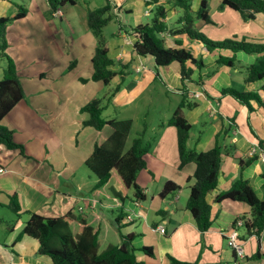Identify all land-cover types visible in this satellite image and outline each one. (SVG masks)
I'll list each match as a JSON object with an SVG mask.
<instances>
[{"label":"crops","instance_id":"1","mask_svg":"<svg viewBox=\"0 0 264 264\" xmlns=\"http://www.w3.org/2000/svg\"><path fill=\"white\" fill-rule=\"evenodd\" d=\"M9 1L0 0V16L12 17L17 12L14 3ZM26 1L25 14L21 17L10 18L5 27L8 41L6 51L13 57L18 71L22 64L27 63L29 71L31 73L39 71L41 77L45 70L53 73L55 68L61 69L65 65L58 62V57L61 55L60 45L64 40H62L60 28L56 27L52 20L55 14L53 13L54 10H48V1ZM191 2L192 9L196 10L200 0H191ZM113 4L114 11L122 9L129 19L131 18V21L127 19V22H121L133 25L142 23V14H147L145 12L146 6L149 7V12H153L155 4L164 5L166 9L164 21H167V18L177 11L172 0H156L155 2L153 0L150 2L145 0H113ZM19 5L20 3H17V6ZM211 9L214 10L209 12L207 2V11L211 20L208 24L201 25V28L205 29L206 32H204L210 37L221 39L235 36L252 41L264 40V9L257 12L254 18L249 19H243L238 10L222 5L221 0H216ZM46 10L49 11V15ZM56 10H60V8L58 7ZM85 21H87V17ZM117 21L118 28L116 31H111L109 37L105 36L109 56L115 60L110 67L117 71L111 81L115 79L117 82L120 78V81L123 82L126 79L123 85L115 91L116 103L124 105L127 102H133L136 98L143 100L141 94L158 77H162L170 89L173 88L181 97L183 81L180 63L173 61L179 64L171 62L160 66L156 71L153 57L137 54L132 47L133 35L120 27L119 18ZM176 26H180V23ZM71 28L80 29V26L73 25ZM86 32L91 35L88 26ZM166 32L163 36L166 45L177 46L176 42L179 40L182 46L188 45L187 48L191 49V41L188 42L187 40V38H191L186 33H173L167 29ZM195 41V45H198L202 54L206 55L203 58L204 62L213 61L218 50L207 51L201 42ZM65 44L72 50L75 60L73 64L76 65L66 73L62 80L66 84L69 81L70 84L75 81L76 77L87 78L88 75L92 74V64L86 74H81V62L90 61L96 45L94 46L92 41L89 46H86L85 42L72 37H66ZM191 51L196 52L192 49ZM223 52L232 53L228 49L223 50ZM237 54L247 62L254 59V55L244 54L242 51L237 52ZM129 60H131L130 63H127ZM123 63H127V66L122 68ZM186 64L192 67L191 77L199 78L200 68L189 61ZM240 67L244 66L240 64L235 67L215 65L202 72L201 83H197L193 79L185 81V86L188 89L187 95L198 103L188 109L187 116L184 114L191 122L187 145L198 150H205L214 144L215 134L222 131L220 137L224 149L221 153L218 182L216 187L206 196L211 204L213 220L210 227L205 231L197 228L190 210L185 205L189 184L194 179L195 163L189 161L179 167L176 127L167 122L169 116L164 113L160 121L150 123L149 132L146 133L148 136L143 131L144 139L148 142L149 147L144 154L145 166L138 171L136 182L139 184L144 198L135 199L131 197L125 201L122 231L135 234L132 242L136 247L152 246V255L139 250L136 252L137 257L144 260L146 264H169L168 253L181 260H197L200 264H264V257L250 258L253 252L263 248V234L260 233L259 236L255 233L247 234L245 228L241 226L243 232L237 233L243 246L242 256L235 254L230 243L227 244L225 240L227 238L226 230L232 226L233 220L242 215L245 217L250 215L249 205L242 200L224 198L217 201L214 199L215 195L220 190L227 188L238 175L239 158L245 159L252 154H257V156L250 163L244 165L242 175L249 180L259 197L264 196L261 177V171L264 168V145L259 143V138H264V114L256 105L250 113L251 124L256 131L255 135L247 124V107L230 94H222L220 91L223 87L233 86L221 81L224 78L229 81L232 76L231 69L239 71ZM76 69L79 71L75 76H72ZM120 69H126L128 73L120 74ZM128 75L130 78L127 77ZM221 75H223L222 78H220ZM22 82L24 85L23 79ZM230 82L232 83L233 79ZM261 82L260 80L247 82L243 89H256ZM73 89L70 88V90ZM194 92L200 93L195 95ZM38 97L37 100L36 96L37 106L41 109L50 108L51 112L55 111L56 116L57 113L61 115L55 118L60 124L57 126L63 128L65 123L69 124L71 131L66 133L64 130L63 135L57 133V140L52 144H47L42 134L33 133L29 128L38 125L32 111H30L29 121H22L18 126L22 130L25 154L20 153L18 148H8L0 143V167L5 168L0 171V264H52L49 256L38 253L36 238L25 234L18 236L28 218L23 217L20 214L22 212L28 216L30 211L47 216L60 215L69 211L76 216L81 214L87 217L88 221L97 222L102 227L104 242L119 241V234L113 223L114 216L109 219L92 211H84V206L79 202V198L98 201L100 197L101 200L98 201L100 204L114 207L102 192H98L97 197L89 196L96 177L91 176L89 168L84 164V160L91 153L94 145L102 143L110 135L113 128L107 124L101 129H96L90 124L84 125L82 121L88 117L86 111H83V120L81 117L80 123V119L79 121L75 119L74 111V107L80 103L76 102L77 105H71L65 109L63 104H56V92L54 90L39 92ZM18 105L27 110H33L36 106L31 107L27 96L21 98L1 119L8 127L11 122L10 117H12L8 115ZM204 113L215 120L206 135L201 136L194 133L192 126L201 119ZM231 115L233 116L232 120H230ZM128 116L121 118L131 119L132 125L134 122L133 114ZM142 130H146V128L142 127L140 131ZM14 140L19 142L21 139L15 136ZM59 140L60 144L56 146ZM51 148L54 150L49 152ZM85 169L88 171L87 179L81 174ZM59 177L63 178L61 183ZM168 179L177 183L179 188L162 196L160 190ZM59 184H62L64 189H58ZM148 192H150L148 202H141L148 197ZM12 193H16L20 203L18 213L15 212L10 202V194ZM185 197L186 199H184ZM74 206L77 207L79 214L73 212ZM154 214H159L160 217H153ZM5 216H8L7 219ZM13 216H17L14 222L12 221ZM160 223L164 224L165 230L163 232L157 229V225ZM77 225L78 220L75 219V222L71 224L72 229H77Z\"/></svg>","mask_w":264,"mask_h":264},{"label":"trees","instance_id":"2","mask_svg":"<svg viewBox=\"0 0 264 264\" xmlns=\"http://www.w3.org/2000/svg\"><path fill=\"white\" fill-rule=\"evenodd\" d=\"M50 10H56L59 4L65 0H47ZM74 2L73 0H70ZM154 2L156 0H153ZM180 8V15L177 21L180 26L169 28L164 17L166 9L162 4H155L153 15L149 22L126 24L120 22V27L127 33L133 35L132 47L139 55H151L155 62V69L162 65H167L173 61L180 63L182 85V96L167 119L177 129V146L179 154V167L189 161L195 163L193 182L189 184L186 207L190 210L196 226L199 230L205 231L212 223L211 204L207 200V194L216 187L218 182V171L221 164V153L224 149L221 144V132L215 134L214 144L205 149L198 150L187 145V139L191 128V122L184 115V108H192L198 103L187 95L185 81L194 80L201 83L202 73L199 78H192V67L186 62L194 64L200 69L209 62H204L203 58L196 56L193 52L181 45L177 40V46H169L164 42L160 31L170 30L173 33H186L194 40L201 42L207 51L228 49L232 53H217L214 61L218 65L235 67L240 62L237 52L254 55V59L245 64V82L262 81L256 89H239L234 86H226L220 89L222 94H230L238 102L247 107V124L250 130L256 131L251 124L250 113L255 109V105L264 114V40L252 41L245 38L224 37L214 39L201 29L195 27V19L210 22L211 18L207 11V0H200L196 10L192 9L191 0H172ZM221 4L231 9L238 10L243 19L254 18L255 14L264 9V0H221ZM113 0H105L103 4L88 10L87 26L96 37V46L91 56L92 74L91 78L101 80L108 84L113 76L117 74L110 66L115 60L109 56L108 43L102 34L103 26L112 18L114 12ZM26 8L19 5L17 12L12 16H0V52H5L7 39L5 35L6 22L10 18L21 17L25 14ZM115 11V15H116ZM120 21V18H119ZM1 52V53H2ZM7 66L0 78V143L8 148H18L19 152L25 154L24 145L13 139L12 130L1 123L3 116L24 96V91L17 75L14 60L8 56ZM129 60L127 63H130ZM123 63L122 68L127 66ZM126 70V69H125ZM120 69L119 73H126ZM85 79V78H83ZM118 85L112 88L107 100L102 102L101 97H94L81 106L82 111L88 113V117L82 121L84 125L90 124L96 129H101L104 125H110L113 130L102 142L94 145L91 153L84 160V164L96 176L90 197H97L98 192H102L112 202L117 213L114 215L113 223L119 234V241L104 242L103 229L97 222L88 221L87 217L74 215L66 212L60 215L47 216L41 213L30 211L25 220L19 235H29L38 241V253L49 256L52 264H146L144 260L137 257V251L152 255L153 250L150 245L136 247L132 240L135 236L133 232L122 231L124 225V203L127 199L134 197L142 199L144 195L139 184L136 182L138 171L145 166L144 154L149 144L144 139L143 130L134 136L127 147L126 137L130 131L131 119L103 118L101 111L108 103L109 96L118 89ZM105 96V95H104ZM233 117V116H232ZM232 117L230 120H232ZM259 143L264 145V138H259ZM257 154H252L243 159L239 158V173L231 184L220 190L214 197L219 201L224 198L245 201L250 208L249 216H239L243 220L242 225L247 234L255 233L260 235L264 228V196L259 197L247 178L242 175L244 165L250 163ZM264 164V159H263ZM264 187V168L261 171ZM189 178V177H188ZM133 187V196H129L128 188ZM179 188L173 180H166L160 190V195L164 196ZM96 199V198H92ZM97 200V199H96ZM101 198H98L100 201ZM10 202L16 213L20 209V203L16 193L10 194ZM78 218V219H77ZM78 220L77 229L73 230L71 224ZM238 227V226H237ZM169 264H200L197 260H181L168 253ZM264 257V245L262 249H257L250 255V258Z\"/></svg>","mask_w":264,"mask_h":264},{"label":"rangeland","instance_id":"3","mask_svg":"<svg viewBox=\"0 0 264 264\" xmlns=\"http://www.w3.org/2000/svg\"><path fill=\"white\" fill-rule=\"evenodd\" d=\"M73 1L74 2L70 0H65L64 3L59 4L58 7L60 8V13H58V11L56 10L53 12L55 15L52 17V20L53 22H55L56 27L60 28L62 40H64L63 43L60 45L61 55L58 57V62L61 64L62 63L65 64L63 68L61 69L55 68L53 70V73L49 72V70H45L43 72V75L40 77L39 71H36L34 73H31L29 71L27 63L22 64L20 66L19 68L20 72H19L14 62L18 78L20 80V83L24 91L23 98H26L27 96L28 101L31 103V107H34L36 105L33 110H27L25 107L20 108L18 105L14 107L13 110L8 115V116H12L10 117L11 122H10L9 128L12 130L13 139L15 138V136L18 139H21L19 143L23 144L24 138L21 135L22 130L18 126L21 124L22 121H25V120L29 121L31 117L30 111H32V114L35 118V122L38 125L36 126L33 125L29 128H31L33 133L37 132L39 134H42L43 139L47 144H50V143L52 144V142L57 140L58 138L56 136L57 133L63 135L62 133L64 130L66 133L71 131V126L69 124L67 125L65 123L63 128L62 126H57L59 122H57L55 118H58L61 115H58L57 113V116H56L55 111L51 112L50 108L41 109V107L37 106V103H38L37 100L39 99L38 97L39 92H42L45 90H54L56 92V104L58 105L63 104V106H65V109H68L71 105L75 106L77 105V103H80L79 104L80 106L78 105L77 107L76 106L74 107L75 119L79 121V119L84 114V112L81 109V106L83 104H85L87 101L91 100L94 97H101L102 102L106 101L108 94L112 91V87L119 85L118 88H120L126 80L125 79L123 82H121L119 78L117 82L114 79L108 84H104L102 81L92 79L91 75H88L87 78L86 77H81V78L76 77L74 79L75 81L71 82L70 84H69V81L66 84V82L62 80V78L66 75V73L72 70L76 65V64H73L75 60H74V56L72 55V50L69 49L65 44L66 37H69V38L72 37L74 39H78L79 41L85 42L86 46H89L90 42L93 41L94 46H95L96 38L91 31L89 32L91 35H88V32H86L87 25H86L85 19L87 17L88 10L95 8L97 6H100L101 4L104 3L105 0H73ZM9 2L14 3V6H15L14 8L16 11L18 10V7H19L17 6V3H20V5H22L25 8L27 7L26 0H10ZM207 2H208L209 12H212L214 9H211V7H212V4L216 2V0H207ZM176 9L177 11L173 12V15L167 18L166 23L168 24V26L170 25L169 27H175L179 23L177 21V18L179 17L181 11L178 6H176ZM48 10L52 11L50 9ZM49 11L46 12L48 15L50 14ZM152 15H153L152 11L147 14H142V23L149 22L152 18ZM118 18H120L119 22L121 21L127 22L128 20L131 21V18L129 19L128 15H126L124 10L120 9L118 12H116V15L114 11L112 18L102 28V34L104 37L105 36L109 37L111 31L113 32L116 31V29L118 28V21H117ZM9 21L10 19L6 22V25L9 23ZM204 24H208V21H203L201 19H195L196 28L201 29L202 31H205V29L201 28V25H204ZM73 25L80 26V29L71 28V26ZM5 35H6V31H5ZM187 40L188 42L191 41L190 45L193 47V48L191 47V49L193 51L194 50L196 51L194 52L195 54L193 53L194 55L196 56L198 55L202 58L206 57V55L204 56L202 54L198 45H195L196 41L194 39L187 38ZM7 45H8V41H7ZM185 47L187 48L189 46L185 45ZM223 50H226V49H220L217 52L226 54L225 52H223ZM1 52H0V78L2 77L5 67L7 66V63L9 61L5 52L8 54L9 57H11L12 60H14L13 57L6 51V48H5V52H2V53ZM237 57L240 58L238 54H237ZM32 63L34 64L35 62H32ZM248 63L249 62L241 59L240 63L238 64H240L241 66H244L245 64H248ZM173 64L178 65L179 63L173 62ZM215 65H218V63H216L213 60L207 63L205 66H203L200 69V71L201 73L205 72L208 69V67L212 68ZM90 66H91V62L89 60L82 61L81 66H80L81 74H86L88 69H90ZM231 70H232L231 71L232 76L230 80L227 81V79L224 78L221 82L227 85L228 84L233 85L234 87L239 88V89H243L245 87V84L247 83L244 81V77L246 75L245 67H240L239 71H235L234 69H231ZM78 71L79 69H76L73 72L72 76H75ZM126 71H127L126 73H128V70ZM127 77L130 78V75H128ZM222 77L223 75L220 76V78ZM82 78H86V79H82ZM22 79L24 81L26 90L23 85ZM162 79H163L162 77H158L157 79H155V81L151 83L149 87L146 88L145 92L141 94L143 100L141 98H136L131 103L127 102L124 105H120V104L118 105L114 99L116 95L115 93L116 90L114 91L113 95L109 96L108 103L106 104L104 109H102L101 111V116L103 118L124 119L121 117H129L128 115L133 114L134 122L131 125L130 131L126 137L127 140H126L125 147L129 145V143L131 142L134 136L139 134V131L142 129V127L146 128V130H143V131L145 135L148 136L146 133L149 132L150 123H152L153 121H156V122L160 121L164 113L165 115L170 116L172 113L171 111L177 105L180 94L176 93L177 91H174L173 88L170 89L168 84H166V82H164ZM231 79H233L232 83L230 82ZM70 88H74V89L70 90ZM35 94L37 96V100H36V96H34ZM183 112L187 116L188 109L184 108ZM219 118L221 117L219 116ZM82 120H83V117H82ZM82 120L80 119V123ZM214 120L215 119L213 117H209L207 113H204L201 116V119L192 126V130L197 135H201V136L206 135L207 131L211 128ZM1 123L8 127V125L4 123L3 120L1 121ZM67 138H70V136H67ZM59 144H60V140L57 142L56 146H58ZM53 150L54 149L51 148L49 152H52ZM89 172L91 176H95L94 173H92L91 171ZM87 173L88 171L86 169L85 171L81 173L83 174L85 179L88 178ZM59 180L61 183L63 178L59 177ZM58 189L60 190L64 189L62 184H59ZM70 191H73V190H70ZM127 191L129 193V196H133L132 186L129 187ZM256 191L258 192V189H256ZM147 195L148 197L142 200L141 202H148L150 192H148ZM184 199H186V197ZM79 202L84 206V211H92L98 214L99 216H104L109 219H112V217L114 216L116 212L114 207H110L108 205H102L98 201H93L91 199L83 200L82 198H79ZM72 210L75 214H79V211L76 206H74ZM20 214L23 217L24 216L26 218L28 217V214H26L25 212H22ZM7 217L8 216H5L6 219ZM13 217L14 218H12L13 219L12 221L14 222L15 221L14 219L17 216H13ZM153 217L159 218L160 215L154 214ZM236 230L240 234L241 232H243V227L238 226ZM238 238H240V236ZM225 240L228 244L229 243L228 238H226Z\"/></svg>","mask_w":264,"mask_h":264},{"label":"built area","instance_id":"4","mask_svg":"<svg viewBox=\"0 0 264 264\" xmlns=\"http://www.w3.org/2000/svg\"><path fill=\"white\" fill-rule=\"evenodd\" d=\"M148 7H146L145 12L147 13ZM59 12V11H58ZM161 34H164L163 32H161ZM137 68H139L137 66ZM200 92H194L195 95H198ZM5 168L0 167V171H3ZM80 208V207H79ZM243 220L241 218L236 219L235 221V225L231 226L227 231V238L229 240V243L231 245V247L234 249L235 254L242 256L243 255V246H242V242L238 239V233H237V226L242 225ZM157 229L161 232H163L165 230L164 224L160 223L157 225ZM264 235V228L261 231V235Z\"/></svg>","mask_w":264,"mask_h":264},{"label":"clouds","instance_id":"5","mask_svg":"<svg viewBox=\"0 0 264 264\" xmlns=\"http://www.w3.org/2000/svg\"><path fill=\"white\" fill-rule=\"evenodd\" d=\"M146 2H150L151 0H145ZM146 7H148V6H146ZM146 9V8H145ZM148 10H149V7H148ZM54 11H56V10H54ZM57 11H59L58 13H60V10H57ZM149 12V11H148ZM147 12V13H148ZM161 32H163L164 34H161ZM167 32H166V30H164V31H160L159 32V34L163 37V36H165V34H166ZM164 38V37H163ZM264 153V152H263ZM81 208V207H80Z\"/></svg>","mask_w":264,"mask_h":264}]
</instances>
